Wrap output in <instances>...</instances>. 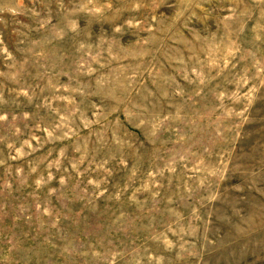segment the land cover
I'll list each match as a JSON object with an SVG mask.
<instances>
[{"label": "rangeland", "instance_id": "obj_1", "mask_svg": "<svg viewBox=\"0 0 264 264\" xmlns=\"http://www.w3.org/2000/svg\"><path fill=\"white\" fill-rule=\"evenodd\" d=\"M0 264H264V0H0Z\"/></svg>", "mask_w": 264, "mask_h": 264}]
</instances>
